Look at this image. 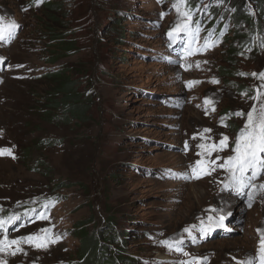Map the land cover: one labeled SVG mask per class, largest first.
<instances>
[{
    "label": "rangeland",
    "instance_id": "374dc122",
    "mask_svg": "<svg viewBox=\"0 0 264 264\" xmlns=\"http://www.w3.org/2000/svg\"><path fill=\"white\" fill-rule=\"evenodd\" d=\"M189 2L0 0L18 25L0 40V264H78L77 223L120 264H261L264 151L243 173L228 157L264 111V26H232L250 0ZM212 5L225 36L202 32ZM63 66L82 118L45 100Z\"/></svg>",
    "mask_w": 264,
    "mask_h": 264
},
{
    "label": "trees",
    "instance_id": "16d2710c",
    "mask_svg": "<svg viewBox=\"0 0 264 264\" xmlns=\"http://www.w3.org/2000/svg\"><path fill=\"white\" fill-rule=\"evenodd\" d=\"M44 4V8L49 12H54L57 9L58 4L57 0H40ZM191 1V0H190ZM197 0H195L196 2ZM254 2L255 14L253 18L245 10L243 5H237V8H234L230 13L232 18L233 25H239V22L244 21L248 22L250 25L253 23H258L259 25L264 26V0H250ZM195 2H189L190 9H194ZM221 8L215 7L212 5L208 10V18L202 20V32L204 34H211L213 32V38L225 36V19H223L213 30L215 22L217 19ZM52 22V20H50ZM196 21H199V16L196 18ZM54 22V21H53ZM203 24L204 27H203ZM235 28V27H234ZM228 30L227 32H230ZM233 34L239 36L237 29L232 30ZM52 40L59 41V48L62 50H70L73 48V41L67 39L66 37L60 36L56 33H53L49 38ZM243 39V38H242ZM258 41V40H256ZM247 45H250L251 42L246 41ZM243 43V41H242ZM246 44H242L245 46ZM67 66L55 70V71H46L41 74L44 77V82H46L47 90L44 91V96L46 102L50 105L49 108L55 110L58 107H62L65 112L73 115L77 118H82L85 116L87 108H84V102L80 97L79 93L73 88V79L70 75ZM42 96V94L40 95ZM42 96V97H44ZM74 232L78 239L79 245L76 248L75 256L77 258L78 264H120V261H123L124 258L121 253L109 252V244L107 241H114V238L110 234H106L103 239H100L95 233H89L86 228L80 227V223H77L74 227ZM128 262H133V260L127 259Z\"/></svg>",
    "mask_w": 264,
    "mask_h": 264
},
{
    "label": "snow or ice",
    "instance_id": "6c2138e0",
    "mask_svg": "<svg viewBox=\"0 0 264 264\" xmlns=\"http://www.w3.org/2000/svg\"><path fill=\"white\" fill-rule=\"evenodd\" d=\"M2 19L3 18H0V20ZM17 27L18 25H16L14 21H10L7 24H0V40L5 39L6 35L8 38H11L13 31ZM179 27L180 26L178 25L177 29H179ZM169 35H171V33ZM252 75H256V74L253 73ZM260 76L264 78V73H261ZM189 83L191 84L198 82L193 81ZM206 103H211V101L206 100ZM255 111H256L255 108H253V110L248 113V123L246 124L245 129H242L240 137H238L236 140V148L234 150L236 152V155L228 157V162L230 163V165L234 168L238 167L241 173H243L247 169V167L253 164V161L257 159L258 152L264 151V111H262L260 114V120L258 124L255 123L254 121L253 113ZM237 115H241V113H237ZM205 131H210V129H206ZM227 140L228 137L226 136L222 138L220 142L221 149L222 147L226 146ZM199 147L204 148L205 146L201 144L199 145ZM213 150H217L215 146H213ZM197 163L199 164L200 162L197 161ZM213 163L215 162L213 161ZM224 166H225L224 164L219 165V167H224ZM234 179H237L240 187H243V181L240 180V178L234 176ZM261 187H264V185H261ZM249 199H251V197ZM39 218L46 219L47 217L40 216ZM221 219H223V217H221ZM42 231H47V230H42ZM185 231H188V229H185ZM257 231L261 232V230L259 229ZM261 235L262 238L260 242V256H261V264H264V232H262ZM21 239H25V238H21ZM26 239L28 241H31L33 240V237L30 236ZM3 243L4 241H0V244ZM8 244H18V241L12 240L9 241ZM37 246H43V245H37ZM247 264H251V261L247 262Z\"/></svg>",
    "mask_w": 264,
    "mask_h": 264
},
{
    "label": "water",
    "instance_id": "95a60500",
    "mask_svg": "<svg viewBox=\"0 0 264 264\" xmlns=\"http://www.w3.org/2000/svg\"><path fill=\"white\" fill-rule=\"evenodd\" d=\"M218 23H219V20H218L217 22H215L214 28L217 26ZM214 28H213V29H214Z\"/></svg>",
    "mask_w": 264,
    "mask_h": 264
},
{
    "label": "bare ground",
    "instance_id": "6f19581e",
    "mask_svg": "<svg viewBox=\"0 0 264 264\" xmlns=\"http://www.w3.org/2000/svg\"><path fill=\"white\" fill-rule=\"evenodd\" d=\"M200 200V199H199Z\"/></svg>",
    "mask_w": 264,
    "mask_h": 264
}]
</instances>
